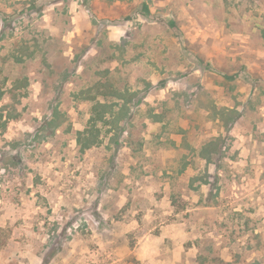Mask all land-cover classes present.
I'll return each instance as SVG.
<instances>
[{"label": "rangeland", "instance_id": "374dc122", "mask_svg": "<svg viewBox=\"0 0 264 264\" xmlns=\"http://www.w3.org/2000/svg\"><path fill=\"white\" fill-rule=\"evenodd\" d=\"M55 1L0 0V264H264V0Z\"/></svg>", "mask_w": 264, "mask_h": 264}, {"label": "trees", "instance_id": "16d2710c", "mask_svg": "<svg viewBox=\"0 0 264 264\" xmlns=\"http://www.w3.org/2000/svg\"><path fill=\"white\" fill-rule=\"evenodd\" d=\"M28 3H29L28 4L29 6L28 7L26 6L24 8V10L26 12L37 10L38 7L43 8L44 6L46 7L49 5H53L54 3H56V1L55 0H30V2H28ZM23 14H25V13H23ZM27 16L29 17V15H27ZM0 20L2 21V24H4L5 21H9V20L12 21L13 17L10 18V17H8V15H6V13L0 11ZM40 42L41 41L38 40L37 45H39ZM12 58L15 62H20V63L26 62V58H23V55H19V56L13 55ZM0 64H1V60H0ZM218 74L221 75L225 80H228L225 83H223V86L225 88H232L231 86H233L235 84V81L237 79L243 78L242 74H245L247 76V73H245L243 71H241L240 73H234L232 75H226L225 73H222V72H220V73L218 72ZM56 76H54V77H56ZM60 78H62V77L60 76ZM27 83H28L27 76H25V75H23V76L4 75L1 72V68H0V99L3 97L4 93H7V92L8 93L9 92L14 93L15 90L26 88ZM19 84H21V85L19 86ZM6 86H10V89H8ZM98 87L101 90L102 84L98 83ZM104 90H105L106 94L104 93ZM226 90L228 91V89H226ZM100 94H103L102 99L94 100L93 105H92V109H91L92 116L89 120L93 125L92 130H90V132L86 131V133H88L87 136L85 135V133H78L77 142H78L81 150L90 149L98 143V137L96 134V132L98 130L95 127V123L97 121H105L107 115L108 116L112 115L113 105H111L109 103L107 104L105 99L108 98V95L109 96L114 95V91H112V89H110V88H106V89H103ZM147 116H148V119H151L152 121H156V119L159 118L161 115H160V113H158V114L150 113V115L148 114ZM202 155L203 156L207 155L206 158L209 159V157H208L209 153H203ZM184 167H185V164L181 168L182 172L184 170Z\"/></svg>", "mask_w": 264, "mask_h": 264}, {"label": "crops", "instance_id": "0c3cea01", "mask_svg": "<svg viewBox=\"0 0 264 264\" xmlns=\"http://www.w3.org/2000/svg\"><path fill=\"white\" fill-rule=\"evenodd\" d=\"M206 198H207V197H206ZM207 206L209 207V206H210V204H208V203H207Z\"/></svg>", "mask_w": 264, "mask_h": 264}]
</instances>
